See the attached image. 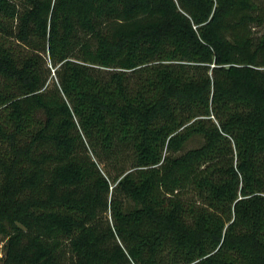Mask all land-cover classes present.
Wrapping results in <instances>:
<instances>
[{
    "label": "trees",
    "instance_id": "1",
    "mask_svg": "<svg viewBox=\"0 0 264 264\" xmlns=\"http://www.w3.org/2000/svg\"><path fill=\"white\" fill-rule=\"evenodd\" d=\"M0 242L264 264V0H0Z\"/></svg>",
    "mask_w": 264,
    "mask_h": 264
},
{
    "label": "rangeland",
    "instance_id": "2",
    "mask_svg": "<svg viewBox=\"0 0 264 264\" xmlns=\"http://www.w3.org/2000/svg\"><path fill=\"white\" fill-rule=\"evenodd\" d=\"M190 143H195V144H197L198 143V139H194L193 141H189ZM191 145H194V144H189V146H191ZM0 246H1V242H0ZM0 255H1V253H0Z\"/></svg>",
    "mask_w": 264,
    "mask_h": 264
}]
</instances>
